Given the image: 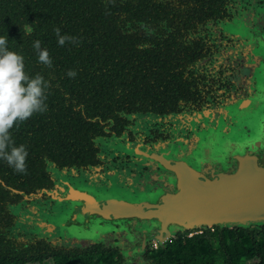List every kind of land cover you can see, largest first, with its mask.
I'll list each match as a JSON object with an SVG mask.
<instances>
[{
	"label": "flooded vegetation",
	"instance_id": "flooded-vegetation-1",
	"mask_svg": "<svg viewBox=\"0 0 264 264\" xmlns=\"http://www.w3.org/2000/svg\"><path fill=\"white\" fill-rule=\"evenodd\" d=\"M153 2L168 9L166 36L176 42L156 47L170 54L163 76L143 88L144 101L124 96L89 141L62 144L28 192L12 188L19 195L11 207L15 240L144 264L154 241L185 230L172 233L175 223L114 209L103 213L101 204L160 205L179 193L184 169L213 180L236 174L246 160L264 168V0ZM112 192L132 201L103 198Z\"/></svg>",
	"mask_w": 264,
	"mask_h": 264
},
{
	"label": "trees",
	"instance_id": "trees-1",
	"mask_svg": "<svg viewBox=\"0 0 264 264\" xmlns=\"http://www.w3.org/2000/svg\"><path fill=\"white\" fill-rule=\"evenodd\" d=\"M157 6L153 0H0V36H8L9 50L23 56L25 73L39 74L48 84L46 110L10 129L12 141L26 146L25 171L16 172L0 159V264H118L100 250L15 240L11 207L19 195L12 188L28 192L42 181L46 158L55 160L62 144L89 141L103 121L116 116L124 96L144 101L143 88L163 76L170 59L157 48L176 45L166 36L169 11ZM28 23H34V31L24 35ZM57 27L73 39L60 46ZM36 40L48 50L51 67L38 61ZM165 72L170 75L169 68ZM214 228L191 238L178 234L150 249L144 264H264V225Z\"/></svg>",
	"mask_w": 264,
	"mask_h": 264
},
{
	"label": "water",
	"instance_id": "water-1",
	"mask_svg": "<svg viewBox=\"0 0 264 264\" xmlns=\"http://www.w3.org/2000/svg\"><path fill=\"white\" fill-rule=\"evenodd\" d=\"M179 175V193L168 196L160 205L103 203L98 209L103 213L114 209L113 213L152 217L164 225L175 223L178 230L264 225V168L254 161H244L234 175H220L213 180L190 169ZM167 239L158 238L162 243Z\"/></svg>",
	"mask_w": 264,
	"mask_h": 264
},
{
	"label": "clouds",
	"instance_id": "clouds-1",
	"mask_svg": "<svg viewBox=\"0 0 264 264\" xmlns=\"http://www.w3.org/2000/svg\"><path fill=\"white\" fill-rule=\"evenodd\" d=\"M32 24L23 26V34L31 35ZM57 43L63 46L73 38L61 34L60 28H55ZM8 36H0V159L4 160L16 172H24L28 152L24 144L16 145L10 135L18 122L26 121L34 113L46 110L45 89L48 87L44 77L37 74L33 77L25 73L24 58L8 48ZM40 63L51 67L52 60L47 49L41 48V42H33ZM68 75L74 76V71Z\"/></svg>",
	"mask_w": 264,
	"mask_h": 264
},
{
	"label": "built area",
	"instance_id": "built-area-1",
	"mask_svg": "<svg viewBox=\"0 0 264 264\" xmlns=\"http://www.w3.org/2000/svg\"><path fill=\"white\" fill-rule=\"evenodd\" d=\"M207 228H210L211 230H214V226H209V227H204V226H200V227H196V228H193V229H188V230H185L184 233H185V236L187 238H191L195 235H198V234H203L204 231L207 229ZM164 244V242H160V241H154L153 244L151 245V248L152 249H159L162 245Z\"/></svg>",
	"mask_w": 264,
	"mask_h": 264
},
{
	"label": "rangeland",
	"instance_id": "rangeland-1",
	"mask_svg": "<svg viewBox=\"0 0 264 264\" xmlns=\"http://www.w3.org/2000/svg\"><path fill=\"white\" fill-rule=\"evenodd\" d=\"M98 196V195H97ZM99 197V196H98ZM103 198H110V199H125V200H130L132 201V198L129 196H125L124 194L120 192H112V193H105L103 195ZM178 230V227H172V233H175ZM253 263V262H252Z\"/></svg>",
	"mask_w": 264,
	"mask_h": 264
}]
</instances>
